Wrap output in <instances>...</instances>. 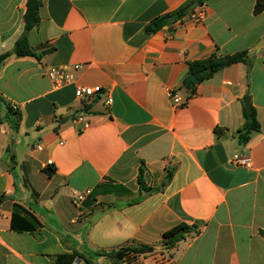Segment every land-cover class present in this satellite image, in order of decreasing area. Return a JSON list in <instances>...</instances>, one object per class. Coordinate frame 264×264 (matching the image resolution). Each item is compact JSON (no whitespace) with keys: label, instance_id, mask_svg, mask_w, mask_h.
<instances>
[{"label":"crops","instance_id":"1","mask_svg":"<svg viewBox=\"0 0 264 264\" xmlns=\"http://www.w3.org/2000/svg\"><path fill=\"white\" fill-rule=\"evenodd\" d=\"M189 1L42 0L33 54L19 57L28 0H0V56L11 53L0 65V264H115L140 245L153 248L141 259L172 264H264V11L204 0L202 19L155 24ZM241 52L245 62L184 87L192 62ZM53 67L75 81L55 88ZM78 86L101 93L79 99ZM244 101L260 123L247 143ZM182 223L198 232L167 250L164 233Z\"/></svg>","mask_w":264,"mask_h":264},{"label":"trees","instance_id":"2","mask_svg":"<svg viewBox=\"0 0 264 264\" xmlns=\"http://www.w3.org/2000/svg\"><path fill=\"white\" fill-rule=\"evenodd\" d=\"M204 0H190L175 11L165 14L155 20V24L160 27L167 24L175 23L182 20L185 16L191 13L196 6L201 5ZM42 7V0H28L27 11L25 13V34L16 42L13 54L19 57L31 56V51L27 33L36 27L40 22V9ZM264 11V0H257L254 12L256 14ZM11 56V53L0 56V65ZM247 58V52H241L234 55L218 56L217 54L211 55L209 58L199 61H194L190 64V75H194L197 82H192L190 77H186L183 81V85L186 88L194 89V87L204 81L210 80L218 71L231 66L236 63L245 62ZM244 118L246 120L242 130L238 133V139L241 143H247L251 135L260 131V123L257 120V113L253 107H244ZM143 170H140L139 182L142 189L145 188L142 181ZM1 201V199H0ZM197 227L189 226L185 223L179 224L176 227L170 229L164 233L163 246L167 250H173L178 243L185 240L188 235L197 233ZM153 251L150 246H129L119 249L113 253L115 264L123 262L125 257H129L131 253L143 254ZM80 257L79 255H59L55 259V264H73L75 259ZM86 264H92L90 261H86Z\"/></svg>","mask_w":264,"mask_h":264},{"label":"built area","instance_id":"3","mask_svg":"<svg viewBox=\"0 0 264 264\" xmlns=\"http://www.w3.org/2000/svg\"><path fill=\"white\" fill-rule=\"evenodd\" d=\"M204 14L205 12L200 9L199 11H192L188 15L193 20H199L204 17ZM80 68H81L80 65L73 66V69L75 71L79 70ZM47 76L53 82L55 88H62L65 85L73 83L75 81L74 74L69 70V68H66V67H59V68L53 67L48 71ZM100 93H101L100 86H95V87L78 86L75 89V95L79 99L90 98ZM169 95L174 105L176 106L183 105L182 99L178 93H176L175 91H171ZM111 102H112L111 98H108L106 101L108 105ZM11 109L14 112L18 111V105L12 104ZM5 128H6L5 122L3 120V117L0 115V133L5 132ZM233 162L239 166L251 167V160L249 158H241L236 155L233 159ZM132 255L136 257L135 264H172L171 258L162 255V253L157 254L156 256H151L147 258L145 257L143 259H141L140 257L146 256L147 255L146 253L139 254V255L132 253Z\"/></svg>","mask_w":264,"mask_h":264},{"label":"water","instance_id":"4","mask_svg":"<svg viewBox=\"0 0 264 264\" xmlns=\"http://www.w3.org/2000/svg\"><path fill=\"white\" fill-rule=\"evenodd\" d=\"M190 80L192 81V82H197V79H196V77L194 76V75H191L190 76ZM244 104H245V106H246V108H250L251 106H250V104L248 103V101H244ZM75 264H81V261L80 260H76L75 261Z\"/></svg>","mask_w":264,"mask_h":264},{"label":"rangeland","instance_id":"5","mask_svg":"<svg viewBox=\"0 0 264 264\" xmlns=\"http://www.w3.org/2000/svg\"><path fill=\"white\" fill-rule=\"evenodd\" d=\"M5 119V118H4ZM5 120H7V119H5Z\"/></svg>","mask_w":264,"mask_h":264}]
</instances>
